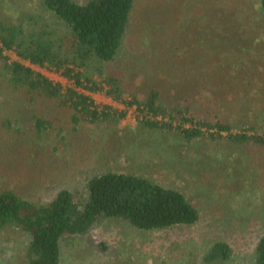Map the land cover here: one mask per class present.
I'll use <instances>...</instances> for the list:
<instances>
[{
	"label": "rangeland",
	"instance_id": "1",
	"mask_svg": "<svg viewBox=\"0 0 264 264\" xmlns=\"http://www.w3.org/2000/svg\"><path fill=\"white\" fill-rule=\"evenodd\" d=\"M83 4L89 0H75ZM45 15L39 0H0V21ZM19 61L61 86L62 72ZM102 77H119L123 101L82 88L100 110L125 113L100 119L24 90L15 92L0 70V186L36 204L63 189L87 194V181L113 171L143 175L185 194L200 212L193 226L140 231L127 221L100 219L87 233L61 241V264H254L264 236V149L226 141L190 145L173 134L145 129L132 95L152 87L172 102L180 92L216 104L223 117L264 120V12L260 0H135L130 25L115 61ZM211 91L213 97H211ZM213 98V99H211ZM214 109V110H215ZM45 122L39 132L36 120ZM232 248L229 259L205 260L217 242ZM30 236L17 227L0 232V264H29Z\"/></svg>",
	"mask_w": 264,
	"mask_h": 264
},
{
	"label": "trees",
	"instance_id": "2",
	"mask_svg": "<svg viewBox=\"0 0 264 264\" xmlns=\"http://www.w3.org/2000/svg\"><path fill=\"white\" fill-rule=\"evenodd\" d=\"M39 1L46 16L29 13L18 21H0V70L5 82L15 92L24 90L29 101L43 95L90 116L92 121L124 117L125 113L109 108L100 110L90 96L76 89L97 92L108 86V94L123 101L128 90L119 77L107 74L99 86L94 75L102 77V65L113 63L118 56L135 0H89L83 4L75 0ZM260 6L264 12V0ZM8 51H14L21 61L62 72L75 87L64 92L23 63L10 62ZM196 96L180 92L167 103L163 91L152 87L142 99L134 94L126 103L142 114L140 126L173 134L189 145L194 141L207 145L226 141L233 147L264 149L262 122L223 118L213 101L203 106ZM36 126L41 132L45 122L37 119ZM86 189L85 198L78 191L63 189L49 203L36 204L0 186V232L17 227L30 236L29 264H61V241L87 233L100 219L124 220L140 231L189 227L200 220L199 210L184 193L143 175L107 171L90 177ZM232 253L229 244L220 241L205 260H226ZM254 264H264V236L255 248Z\"/></svg>",
	"mask_w": 264,
	"mask_h": 264
}]
</instances>
